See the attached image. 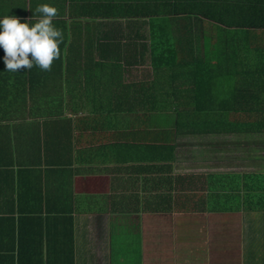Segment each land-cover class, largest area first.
Segmentation results:
<instances>
[{"label":"crops","instance_id":"crops-1","mask_svg":"<svg viewBox=\"0 0 264 264\" xmlns=\"http://www.w3.org/2000/svg\"><path fill=\"white\" fill-rule=\"evenodd\" d=\"M217 1L77 0L78 22L55 25L74 38L49 72H8L0 48V264H264V136L178 133L141 86L153 29L172 44L162 62L178 65L243 40L209 17ZM17 2L0 0V19H36ZM36 84L59 98H30Z\"/></svg>","mask_w":264,"mask_h":264},{"label":"trees","instance_id":"trees-1","mask_svg":"<svg viewBox=\"0 0 264 264\" xmlns=\"http://www.w3.org/2000/svg\"><path fill=\"white\" fill-rule=\"evenodd\" d=\"M30 2L32 7L30 15L36 19L31 21L25 18L20 19L22 23L33 24L40 17V14L35 12L40 3L39 0H30ZM74 2L77 0H51L50 4L55 6L59 12L58 17L53 21L54 25L62 24L64 28L66 22H70L71 25L78 22L75 18L78 10ZM236 2L238 6L235 7ZM7 3H13L14 5L10 6L15 9L19 5L17 0H7ZM26 3L27 1L21 3V6H24L23 11L26 10ZM224 3L225 5L217 1L207 4L209 10L207 14L216 21L218 26L222 25L235 28L240 33L244 32L242 41H237L238 34L229 37V41L233 38L234 42H238L237 47L228 43L222 49L224 58L212 59L202 64L181 63L178 65L162 62L163 53L171 54L172 44L170 43V47L169 43L163 39L162 36L165 38L166 34L153 29L151 32L154 44L151 64L153 79L141 86L148 84L154 88V93L148 95L150 104L153 103L151 110L175 114L178 133L181 131L187 135L237 133L245 136H264V41L261 42L264 34L261 33L258 36L256 33V30H264V0H225ZM65 5L68 7L69 20L67 21L63 18ZM23 11H13L8 15H15L19 18L27 16L28 14ZM66 32L65 37L67 36L68 43L72 42L74 31L67 30ZM229 36H231L230 32ZM241 51L246 62H240V58L234 57L239 56ZM252 53L258 55L259 60L250 62V58L247 57L253 56ZM165 59L168 60V58ZM241 60L243 61L242 58ZM92 67L93 70L102 72L109 65L97 63L95 68L93 65ZM125 68L126 65L114 63L111 70L113 69V73L118 74L120 78ZM38 85H32L30 88L28 95L30 98H41L50 102L59 98L57 94L51 96L43 94L42 91H39L40 94L35 92L34 88ZM130 86L133 87L134 84ZM175 87L183 89L179 90ZM31 92H33L32 97ZM138 98L147 102L144 97ZM156 106L159 108L157 109ZM56 113L51 112V114ZM1 114L6 118L19 115L11 111H2ZM70 262L74 264L73 255Z\"/></svg>","mask_w":264,"mask_h":264},{"label":"clouds","instance_id":"clouds-1","mask_svg":"<svg viewBox=\"0 0 264 264\" xmlns=\"http://www.w3.org/2000/svg\"><path fill=\"white\" fill-rule=\"evenodd\" d=\"M35 12L40 17L31 25L15 15L0 19V48L4 50L3 62L8 72L31 70L34 66L49 72L61 57L64 34L53 23L58 9L45 3L38 5Z\"/></svg>","mask_w":264,"mask_h":264}]
</instances>
